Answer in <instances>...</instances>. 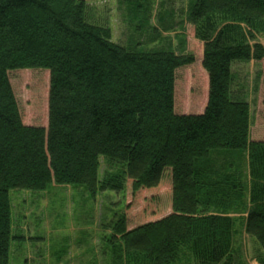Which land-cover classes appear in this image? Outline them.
Here are the masks:
<instances>
[{
  "label": "trees",
  "instance_id": "1",
  "mask_svg": "<svg viewBox=\"0 0 264 264\" xmlns=\"http://www.w3.org/2000/svg\"><path fill=\"white\" fill-rule=\"evenodd\" d=\"M87 1L0 0V264L14 237L10 191L124 196L128 181L132 193L156 188L166 169L172 213L130 231L124 215L112 223L120 264H235L238 223L264 264V141L249 139V104L232 75L235 63L264 59V0L191 1L208 77L198 115L174 112L175 73L193 55L113 43L88 22ZM25 69L49 72L46 129L22 124L7 73ZM101 157L113 168L99 179Z\"/></svg>",
  "mask_w": 264,
  "mask_h": 264
},
{
  "label": "rangeland",
  "instance_id": "2",
  "mask_svg": "<svg viewBox=\"0 0 264 264\" xmlns=\"http://www.w3.org/2000/svg\"><path fill=\"white\" fill-rule=\"evenodd\" d=\"M191 1L135 0L141 5L136 16L132 13L134 7L126 2H86L88 22L107 27L115 44L144 51L170 46L176 53H179L180 46H184L185 51L193 55L194 63L175 73L174 112L179 115L201 114L208 97V77L201 65L203 44L195 39L193 27L186 18ZM258 42L264 45V36L258 38ZM7 74L22 124L46 129L49 72L25 69ZM232 75L236 97L241 96L249 104L250 133L252 137L264 140V123H258L264 120V59L235 63ZM109 168L112 169L113 165L108 166L101 157L99 179ZM171 188V173L166 169L156 188L132 193L131 181H128L124 196L104 192L92 199L85 187L54 185L43 192L12 190L9 192L12 236L19 238L25 233H33L35 237L40 234L49 236L54 232L56 236L47 241L33 240L30 244H37L34 249L40 251L47 246L54 261L65 255L62 259L66 264H79V261L120 264L107 243V238L113 237L112 223L124 215L130 231L168 216L172 213ZM244 216L237 214L233 217L239 222ZM237 231L235 264H259L256 260L260 251L258 245L243 233L241 223H238ZM15 243L17 250L12 256L19 258L20 262L16 264H24L26 254L33 253L27 252L26 242Z\"/></svg>",
  "mask_w": 264,
  "mask_h": 264
},
{
  "label": "crops",
  "instance_id": "3",
  "mask_svg": "<svg viewBox=\"0 0 264 264\" xmlns=\"http://www.w3.org/2000/svg\"><path fill=\"white\" fill-rule=\"evenodd\" d=\"M259 125L264 123V120L258 122ZM257 123V129H259V125ZM252 129V125L250 126V130ZM254 137V135H253ZM252 137L251 133L249 132V139L251 141H264V140H260V139H256L257 137L255 136L254 138ZM52 186V185H51ZM57 186V185H54ZM129 231V229H127ZM56 236V233H51L48 235H44V234H40L37 237H35V234L33 233H25L24 236H20L19 238L14 236L10 242V247H9V264H16L19 263L20 260L19 258H14V256H12V253H15L17 250V245H16V241H24L26 242V250L27 252H31L33 254H26V260L24 261V264H48L50 261L52 262V264H66L65 259L62 257L65 255H62L61 257L58 258L57 261L53 260V254L51 253V251L47 248L44 250H35L34 246H36L37 244H30L31 241L35 240V241H40V242H44L47 241L48 239L52 238ZM57 236H60L59 234H57ZM83 239V236L81 237ZM30 248H33V250H29ZM45 253V254H44ZM79 264H85L84 261H79Z\"/></svg>",
  "mask_w": 264,
  "mask_h": 264
}]
</instances>
